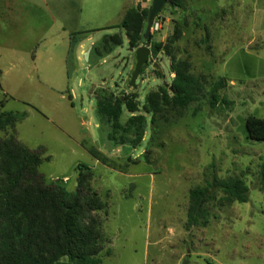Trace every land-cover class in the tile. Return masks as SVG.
Wrapping results in <instances>:
<instances>
[{
  "label": "rangeland",
  "instance_id": "rangeland-1",
  "mask_svg": "<svg viewBox=\"0 0 264 264\" xmlns=\"http://www.w3.org/2000/svg\"><path fill=\"white\" fill-rule=\"evenodd\" d=\"M10 1L19 3L14 12L29 16L19 17L20 26L0 32V112L26 114L13 131L30 150H43L38 172L47 183L74 191L77 165L92 170V189L106 203L97 216L111 251L102 255L101 264H264V186L259 174L264 141L248 139L245 129L248 117L264 120L261 1L254 15L253 0H183L182 8L168 7L157 16L150 49L165 44L178 27L181 36L172 45L173 56L187 60L195 76L207 77L205 92L221 79L225 87L216 92V108L209 106L206 94L154 127L148 116L143 141L134 149L106 141L93 94L99 89L134 93L143 104L148 93L170 84L169 59L164 54L155 59L164 79L157 78L149 62L132 89L135 50L129 49L123 30H106L116 23L113 10L119 0H29L37 8L21 2L28 0ZM150 7L151 0L139 6ZM59 12L67 14L63 19L73 30L69 35L59 30ZM145 28L146 21L143 35ZM75 34L79 40L68 55ZM114 34L121 36L122 45L111 54L92 50L104 35ZM82 37L85 46L76 62ZM59 60L65 70L59 71ZM129 116L123 109L120 122ZM4 136L0 131V138ZM212 177L241 178L248 201L222 207L214 201L207 206L209 224L186 229L189 191Z\"/></svg>",
  "mask_w": 264,
  "mask_h": 264
},
{
  "label": "trees",
  "instance_id": "trees-1",
  "mask_svg": "<svg viewBox=\"0 0 264 264\" xmlns=\"http://www.w3.org/2000/svg\"><path fill=\"white\" fill-rule=\"evenodd\" d=\"M168 2L172 8L180 9L183 5V0ZM148 12L149 9L139 7L128 10L118 26L106 30H123L129 49L135 50L141 46ZM79 36L71 37L68 55L78 43ZM180 36L177 27L165 44L152 46L153 59L159 54L169 59V74L173 78L170 84H163L148 93L143 104L134 93L116 95L103 89L94 92L95 111L100 125L106 126L105 137L110 146L139 147L146 132L148 116L154 127L172 112L180 115L206 94L209 106L216 108L219 103L216 92L225 87V82L221 79L205 92L207 77L195 76L187 60L176 59L171 53L172 45ZM121 45L120 35H104L92 50L107 56ZM154 74L164 79L160 71L154 70ZM123 109L130 115L125 123L120 122ZM25 117V113L0 112V131L5 133L0 138V264H101L102 255L109 256L111 251L106 249L109 242L97 216L105 211L106 203L92 189V170L85 165H77L74 191H68L57 182L47 183L38 172L43 162V150L28 149L14 134L16 124ZM245 129L248 139L264 141V120L248 117ZM10 130L12 133H8ZM89 154L106 163L96 151L89 150ZM259 174L264 186V168ZM248 192V187L238 177L225 180L212 177L204 186L191 189L186 229L204 228L209 224L207 206L210 203L217 201L220 207L235 202L246 203Z\"/></svg>",
  "mask_w": 264,
  "mask_h": 264
},
{
  "label": "crops",
  "instance_id": "crops-1",
  "mask_svg": "<svg viewBox=\"0 0 264 264\" xmlns=\"http://www.w3.org/2000/svg\"><path fill=\"white\" fill-rule=\"evenodd\" d=\"M119 1H120L119 5L117 7H115V10H113V12H117L116 13L117 17H115V21H114L116 23H114L113 25H111L107 28L118 26L121 23L125 13L128 10L138 8L140 6V3L142 0H119ZM259 1H261L262 6H264V0H253V2H254L253 3V10H252L253 15L256 14L255 8L257 7V4ZM21 2H24V5L33 6L35 8L39 7L38 3L29 1V0L28 1H21ZM43 2H44V0H42V3ZM18 4L19 3H12L10 0H0V32H2L4 29H7L9 31V29H11V28H16V27H18V25L20 26L21 24H19V22H20L19 17L20 16H22V17L23 16H26V17L29 16L28 12H14L15 7ZM262 8H264V7H262ZM34 13H36V12H34ZM66 15L67 14L64 12L62 13V15H61V12H59V14H58V16H60L59 17L60 18L59 30L62 34H65V35L68 34L69 35V33L70 32L72 33L73 30L69 29L66 25V21L68 19L67 20L63 19V17H66ZM260 18H261V22L264 23V9H262V14L260 15ZM87 32H90V31H86L84 33H87ZM261 32H264V29H262ZM84 46H85L84 45V37H82V38H80L79 45H78L77 51L75 53V55H76L75 61L76 62L78 61V50H81ZM90 51H91V49H90ZM34 58H35L34 60H36V56ZM60 61L61 60H59V62H57V64H58L57 67L60 65V63H61ZM58 69H59V71H62V69L65 70V68H62L60 66ZM170 76H172V78H173V75H170ZM0 90L2 93H4V90L2 89L1 85H0Z\"/></svg>",
  "mask_w": 264,
  "mask_h": 264
},
{
  "label": "water",
  "instance_id": "water-1",
  "mask_svg": "<svg viewBox=\"0 0 264 264\" xmlns=\"http://www.w3.org/2000/svg\"><path fill=\"white\" fill-rule=\"evenodd\" d=\"M169 7L168 0H151V7L148 12L146 28L143 35V40L145 41L144 45H141L139 48L135 49V66L134 70L131 74L129 87L134 89L136 88V81L141 73L143 67H145L149 62L151 63V49H150V36H151V28L153 22L157 18V16ZM90 49L84 53L85 60L88 61ZM152 67L160 71V67L155 63ZM182 264H189L187 260H184Z\"/></svg>",
  "mask_w": 264,
  "mask_h": 264
},
{
  "label": "built area",
  "instance_id": "built-area-1",
  "mask_svg": "<svg viewBox=\"0 0 264 264\" xmlns=\"http://www.w3.org/2000/svg\"><path fill=\"white\" fill-rule=\"evenodd\" d=\"M157 30H158V24H157V21H156V19H155V21L153 22V25H152L151 31H152V32H155V31H157ZM155 63H156V60L153 59V57L151 56V64L153 65V64H155Z\"/></svg>",
  "mask_w": 264,
  "mask_h": 264
}]
</instances>
